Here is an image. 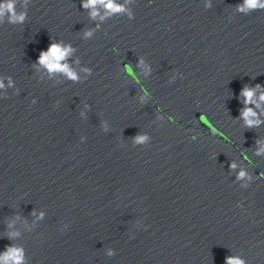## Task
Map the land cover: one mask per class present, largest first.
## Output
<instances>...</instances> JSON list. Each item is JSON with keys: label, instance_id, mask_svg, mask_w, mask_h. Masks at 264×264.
<instances>
[{"label": "clouds", "instance_id": "obj_1", "mask_svg": "<svg viewBox=\"0 0 264 264\" xmlns=\"http://www.w3.org/2000/svg\"><path fill=\"white\" fill-rule=\"evenodd\" d=\"M105 4L106 8L112 11H118L121 10L117 5L112 2V0H84L82 6L84 8H94L96 4ZM247 5L250 8L253 7H258V6H264L258 4V0H247ZM14 8V5L12 3H7L2 6H0V15L4 14L5 10H12ZM91 15L94 17L97 15L95 11L91 13ZM24 19L23 15L15 16L13 15L12 21L13 22H22ZM86 36H90L91 32H86ZM72 51L70 46H63L61 44H51L46 52H41L40 57H39V63L42 65H45L49 70H61L65 72L70 78H74V74L70 71L67 65L62 66L60 64V61L65 60L66 57L69 55V53ZM259 87V86H257ZM244 97V103H252L253 102V96L255 94V90L251 88H245L242 90L241 93ZM261 100H264V94L260 96ZM242 117L245 120V124L247 127H254L257 126L259 121L253 120L250 117H253L255 113L251 109L245 108L242 113ZM138 140H142L143 137H138ZM235 167V165H233ZM241 176L244 174L241 173ZM16 264H20V257L16 256ZM226 264H242L241 261L234 259V258H228L226 261Z\"/></svg>", "mask_w": 264, "mask_h": 264}]
</instances>
